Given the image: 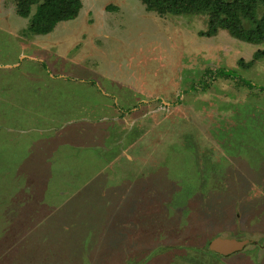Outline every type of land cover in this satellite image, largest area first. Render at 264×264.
<instances>
[{
  "label": "rangeland",
  "instance_id": "rangeland-1",
  "mask_svg": "<svg viewBox=\"0 0 264 264\" xmlns=\"http://www.w3.org/2000/svg\"><path fill=\"white\" fill-rule=\"evenodd\" d=\"M80 1L41 35L0 0V264H264V41Z\"/></svg>",
  "mask_w": 264,
  "mask_h": 264
},
{
  "label": "trees",
  "instance_id": "trees-1",
  "mask_svg": "<svg viewBox=\"0 0 264 264\" xmlns=\"http://www.w3.org/2000/svg\"><path fill=\"white\" fill-rule=\"evenodd\" d=\"M16 13L28 18L26 30L32 34H47L56 24L75 18L82 6L80 0H13ZM148 11L190 13L205 12L208 14L206 35H212L217 28L227 29L234 37L250 43L264 41V0H140ZM264 55V50L257 51ZM211 78H227L235 80L239 85L248 88H262L242 77L233 68L218 67L207 70ZM202 89L210 82L205 79ZM197 90L195 86L191 87Z\"/></svg>",
  "mask_w": 264,
  "mask_h": 264
},
{
  "label": "water",
  "instance_id": "water-1",
  "mask_svg": "<svg viewBox=\"0 0 264 264\" xmlns=\"http://www.w3.org/2000/svg\"><path fill=\"white\" fill-rule=\"evenodd\" d=\"M250 240H239L232 237L216 236L208 244L210 251L220 255H228L241 250Z\"/></svg>",
  "mask_w": 264,
  "mask_h": 264
},
{
  "label": "crops",
  "instance_id": "crops-1",
  "mask_svg": "<svg viewBox=\"0 0 264 264\" xmlns=\"http://www.w3.org/2000/svg\"><path fill=\"white\" fill-rule=\"evenodd\" d=\"M88 86V85H87ZM88 89V88H87ZM20 102H22V103H20V104H23L24 102H23V100H21ZM84 109L82 110V111H87L88 110V105L87 106H82ZM76 112H78V111H81V107H77L76 106V108L74 109ZM22 110H21V108L19 109V112H21ZM83 116H86V115H83ZM86 117H88V116H86ZM88 121V120H87ZM86 121V122H87ZM99 121H101L102 122V120L100 119ZM99 121H98V123H99ZM98 123H95V125L96 124H98ZM102 125L105 127L106 126V124H104V123H102ZM102 126V130H103V127ZM6 131H8V132H11V131H9V130H6ZM77 132H75L72 136H68L69 138H71V139H69V140H66L65 142H70L72 145H74L76 148H82V146H84V148H87L86 147V145H83V144H85V143H87L88 142V139H87V137L86 136H84V135H82L81 134V132H82V130H76ZM11 133H13V134H15L16 132H14L13 130H12V132ZM103 133H104V131H103ZM25 134V133H24ZM106 134V136H107V132L105 133ZM88 149V148H87Z\"/></svg>",
  "mask_w": 264,
  "mask_h": 264
}]
</instances>
